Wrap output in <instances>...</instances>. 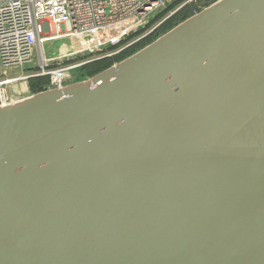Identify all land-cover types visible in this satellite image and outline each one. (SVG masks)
Wrapping results in <instances>:
<instances>
[{
	"label": "water",
	"instance_id": "obj_1",
	"mask_svg": "<svg viewBox=\"0 0 264 264\" xmlns=\"http://www.w3.org/2000/svg\"><path fill=\"white\" fill-rule=\"evenodd\" d=\"M0 264H264V0H214L59 87H0Z\"/></svg>",
	"mask_w": 264,
	"mask_h": 264
},
{
	"label": "built area",
	"instance_id": "obj_2",
	"mask_svg": "<svg viewBox=\"0 0 264 264\" xmlns=\"http://www.w3.org/2000/svg\"><path fill=\"white\" fill-rule=\"evenodd\" d=\"M173 1L0 0V87H3L7 97L6 85L38 76L48 77L47 87H59L71 78L72 70L102 57L71 64H66V61L87 54L98 55L101 49L114 45L116 48L124 35L144 29L152 19L150 14L163 10ZM193 1L196 0H183L170 15ZM85 36L91 37L89 43L84 41ZM58 37H72L76 42L55 56H45L42 44ZM138 39L111 51L107 56L120 53ZM35 48L39 69L27 75L5 76L9 69L29 65ZM51 64L54 67L48 68Z\"/></svg>",
	"mask_w": 264,
	"mask_h": 264
},
{
	"label": "rangeland",
	"instance_id": "obj_3",
	"mask_svg": "<svg viewBox=\"0 0 264 264\" xmlns=\"http://www.w3.org/2000/svg\"><path fill=\"white\" fill-rule=\"evenodd\" d=\"M203 6H204L203 4H200L198 6V8L200 9ZM172 11H174V10H172ZM195 11H197V9L193 10V12H195ZM170 12H168L162 18H160V19H158L156 21L154 20L155 22L152 19L156 16L157 13L154 12V13L150 14V18L152 17V19H151L152 21L150 22L149 26H148V24H146L144 29H140V30H138V31H136L134 33H130L128 35H124V37L120 41V44L116 48H113V50H111L109 47L105 48V49H101L100 53L98 55L94 54V56H93L91 54H87L82 59H74V58H72V59H69L68 61H66V64L67 63L71 64V63H74L76 61H90L92 59H96L98 56H100L102 58L104 56L108 57L107 55H108V53H111V51H115L119 47H123V46L129 44L130 42H132L135 39H138L139 37H141L144 33L148 32V31L149 32L151 31V32L147 36H145L144 38H139L135 42L136 43L139 42V44H140V42H142V41L144 42L145 38L148 37V36H149V40H147V43L151 42L158 35L162 34V32H159V31L157 32L156 30H158V28L162 24V22L170 15ZM67 29H68V25L66 24L65 25V30H67ZM90 38L91 37L85 36L84 41L89 43L90 42L89 41ZM74 42H76V40L74 38H72V37H61V38L58 37L56 39H52L50 41L44 42L42 44V51H43L45 56H55L58 53L59 47H61L62 45H67V47H69V46H72L74 44ZM136 43H133L131 46L127 47L126 49L133 47ZM147 43H145V44L143 43V44L146 45ZM143 46L141 45V46H139L137 48H135V46H134L133 49H131L129 53L131 54V53L135 52L136 50L140 49ZM126 56H128L127 53H126V55L124 57H126ZM124 57H121L119 60H121ZM119 60H116V61H119ZM116 61H114V62H116ZM38 65H39L38 52H37V49L35 48L34 53H33L32 62L29 65H26V66H23V67H17V68L9 69V70H7V73H6L5 76L11 77V76H16V75H21V74H26V75L30 74V73L35 72V70L39 69ZM53 67H54V64H51L50 66H48V68H53ZM80 67L76 68L75 70H72L70 72V77L71 78L67 82L86 77V76L82 77L80 75ZM87 76H90V75H87ZM30 79L31 78L27 79L26 81L17 82L14 85L20 84V83H27L28 87H29V80ZM11 87H12V84L5 86V88L7 90H8V88H11Z\"/></svg>",
	"mask_w": 264,
	"mask_h": 264
},
{
	"label": "trees",
	"instance_id": "obj_4",
	"mask_svg": "<svg viewBox=\"0 0 264 264\" xmlns=\"http://www.w3.org/2000/svg\"><path fill=\"white\" fill-rule=\"evenodd\" d=\"M182 1L183 0H174L166 8L157 12L156 16L152 20L156 21V20L164 17L168 12L174 10L177 7V5H179ZM212 1H214V0H196L190 4L184 5L183 7L176 10L173 14L168 16L162 22V24L159 26L158 30H156V31L164 33L165 31L170 29L172 26H174L178 22L182 21L183 19H185L188 16H190L191 14H193V10H195V9L199 10L198 6L200 4L206 5ZM150 22L148 23V26H149ZM147 40H149V36L145 38L144 42L142 41V42H140V44H139V42L136 43L134 45L135 48H137L141 45L143 46L145 43H147ZM133 47L125 49L116 55L109 56V57H103V58L93 60V61H90V62L83 64L80 67V75L83 77V76L92 75L94 73L99 72L100 70L110 66L114 61L119 60L121 57H124L126 55V53H127V55H129L130 54L129 52L131 49H133ZM113 48H115V45L110 47V49H113ZM84 56H78L75 59H82V58H84ZM48 82L49 81H48L47 76L33 77L29 80V88L33 92L40 91V90H43L47 87Z\"/></svg>",
	"mask_w": 264,
	"mask_h": 264
},
{
	"label": "crops",
	"instance_id": "obj_5",
	"mask_svg": "<svg viewBox=\"0 0 264 264\" xmlns=\"http://www.w3.org/2000/svg\"><path fill=\"white\" fill-rule=\"evenodd\" d=\"M67 48H68L67 45H62L61 47H59L58 53L66 50ZM28 90H29V87L27 83H20V84L13 85L11 88H8L7 90L8 97L14 99V98L23 96L28 92Z\"/></svg>",
	"mask_w": 264,
	"mask_h": 264
},
{
	"label": "bare ground",
	"instance_id": "obj_6",
	"mask_svg": "<svg viewBox=\"0 0 264 264\" xmlns=\"http://www.w3.org/2000/svg\"><path fill=\"white\" fill-rule=\"evenodd\" d=\"M14 84H12V86H13Z\"/></svg>",
	"mask_w": 264,
	"mask_h": 264
}]
</instances>
